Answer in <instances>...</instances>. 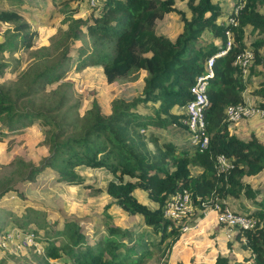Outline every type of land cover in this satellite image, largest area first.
<instances>
[{"label":"trees","instance_id":"16d2710c","mask_svg":"<svg viewBox=\"0 0 264 264\" xmlns=\"http://www.w3.org/2000/svg\"><path fill=\"white\" fill-rule=\"evenodd\" d=\"M7 1L13 6L21 3V0ZM93 1L95 3L85 17L72 13L63 17L65 27L60 33L63 47L60 55L51 66L38 71L27 88L11 93L8 87L0 85V143L38 118L48 149L38 163L24 161L18 156L8 162L16 164L9 173L0 176V198L11 192L26 200L24 191H34L38 186L39 171L47 168L56 175L54 182L103 191L109 196V202L125 212L124 226L102 214L101 224L107 233L92 239L87 225L90 217L66 213L59 203L55 207L59 217L53 221V228L45 226L47 213L28 203L23 205L22 219L14 218L15 226L33 232L35 238L38 230H42L39 237L44 243V253L39 258L41 264H53L47 259L61 255L72 264H138L143 255L151 252L150 248L136 241L128 244L124 236L129 228L126 224L139 215L154 234L153 239H145V243L162 246L159 251L163 258L161 264H169L165 261V253L181 232V223L173 222L162 213V205L170 194L185 188L194 204L209 209L214 201L223 205L229 196L253 198L261 192L263 197L258 201L259 206L250 212L257 225L237 228L235 239L242 249L249 251L246 264H264V187L257 190L245 180L264 169V142L255 136L249 139L237 137L229 131L224 118L226 106L240 102L243 90L253 83L250 76L258 73L256 66H264V55L258 51V47L264 45V0H246L236 15V25L226 23L220 16L219 3L187 0L188 15H180V31L172 37L158 31L154 20L169 11L176 12L173 0ZM2 23L5 26L0 38V76L6 67L4 56L31 47L38 36L28 20L13 7H0V26ZM246 26L262 36L251 47L253 59L243 78L233 60L246 46ZM226 29L231 31L232 45L225 53L213 57V75L207 81L206 146L199 150L189 142L187 146L185 141L177 143L169 136H160L155 130L165 131L168 125L186 130L181 122L184 113L177 109L191 97L189 86L196 75L204 71L206 58L223 47ZM203 31L214 39L206 42L201 38ZM76 40L79 41L77 69L98 67L108 84L130 73L140 72L141 76L130 85L133 95L129 98L115 95L103 110L92 98L90 115L79 132L67 133L68 121L55 111L59 107V97L35 105L27 98L31 107L23 108L17 107V102L36 86L53 80L49 75L65 63ZM254 82L257 85L254 90L256 104L264 107V76ZM62 94L65 96L64 92ZM139 103L149 107L150 111H137ZM218 153L230 158L229 167L222 172H217L215 167ZM194 166L197 170L192 173ZM81 167L100 169L111 178L104 185L86 181L76 170ZM15 174L20 175L17 180H13ZM136 190L144 191L155 206L140 201L135 195ZM200 200L205 204H200ZM50 206V209L54 207ZM2 210L9 214L7 209ZM39 215L43 216L38 218ZM26 225L29 228H24ZM49 231L56 237H50ZM229 262L227 253H217L212 264ZM175 264L182 263L177 261Z\"/></svg>","mask_w":264,"mask_h":264},{"label":"rangeland","instance_id":"374dc122","mask_svg":"<svg viewBox=\"0 0 264 264\" xmlns=\"http://www.w3.org/2000/svg\"><path fill=\"white\" fill-rule=\"evenodd\" d=\"M186 1L173 0L172 6H174L176 12L169 11L162 18L155 19L156 29L171 37L177 31H180V15H188ZM213 2L219 3V9L222 12L220 16H223V13L228 11L231 4V0H213ZM94 3L95 1L91 3V0H21L18 6H13L7 0H0L1 8L13 7L17 9L28 20L31 28L35 29L38 35L31 47L11 54L8 53L4 56L6 67L2 76H0V85L8 87L11 93L27 88L35 78L36 73L46 66H51L60 55L63 49L60 33L65 27L63 17L71 13L73 16L85 17ZM4 26L5 24L3 23L0 26V38ZM261 36L262 34L254 32L249 26H246V30H244L246 46H254L255 40ZM201 38L206 42L214 39L207 31H203ZM78 45V40L73 42L65 63L56 72L49 75L53 80L49 81V83H42L40 87L36 86L32 91L25 93L24 97H19L17 102V107L23 108V106L31 107L27 98L35 105L39 101L55 100L59 97L61 100L57 104L59 105L58 109L55 111L59 116L64 115L68 121L67 133L79 132L80 127L90 115L89 106L92 98L99 102L103 110V107L109 104L113 96L119 95L129 98L133 95L134 91L130 85L136 83L141 76L140 72L138 74L130 73L127 77L120 80L110 84L105 83L98 67L77 69L78 54L76 47ZM258 51L259 54L264 55V45L259 46ZM255 69H257L258 73H253L250 76L253 83H250L246 90L243 91L252 103H257V95L254 93L257 85H255L256 82L254 81L264 76V66L258 64ZM53 89L56 90L53 91ZM62 92L65 93V96H63ZM13 96L14 94H12ZM136 110L144 113L150 111V108L139 103L136 106ZM180 110L181 108L177 109V111ZM38 120L36 118L33 123L24 126L20 133L12 135L5 142L0 143V176L9 173L15 166V162L8 164L15 156L21 157L24 161L38 163L39 159L48 153L47 145L43 141V125ZM229 128L239 138L249 139L251 136H255L264 142V118H249L246 120L241 118L230 124ZM155 131L160 136H169L177 143L187 142L189 139L186 130L174 125H168L165 131L157 129ZM76 170L84 180L98 182L100 185H104L111 178L108 173L105 174V172L95 168L81 167ZM196 170L197 166L191 168L192 173L196 172ZM258 176L259 178H257ZM19 177L20 175L15 174L13 175V180H17ZM55 177V174L45 168L38 173L39 182L36 184L38 186H36L35 190L32 192H29V190L24 191L26 200L18 198L11 192L4 194L0 198V210L7 209L9 212V214L4 210L0 212V230H3L0 234V264H41L39 258L44 253V249L42 250V244L44 243L39 240V237L42 234V230H38L36 240L32 238L30 242H27L23 239L21 229L14 224V218L22 219L20 215L24 208L23 205L27 203L47 213V215L45 214L47 218L45 226L47 229L53 228V221L59 217L58 210H55L57 203L61 205L66 213H73L79 217H90L87 225L89 226V233H92V239L97 238L102 233H107L104 225L101 224L103 220L102 214L109 215L117 224L124 226L122 222L125 219V212L109 202V196L103 191H94L89 186L83 187L81 185H68L58 181L54 182ZM256 178L255 183L257 185L251 186H262L264 184V169L256 175ZM24 183L26 182L24 181ZM135 195L140 201L149 206H155L146 197L144 191L136 190ZM50 205H54V207L50 209ZM40 216L43 215H39L38 218ZM199 223L203 222H199V219H188L185 222L187 228L181 230V232L197 228L194 233L201 236L203 229ZM126 225L129 228H127L128 230L125 233L124 241L128 244H131L132 241L145 244L151 251L149 254L143 255L141 262L138 264H161L163 258L159 256V251L162 246L153 247L145 243V239H153L154 234L144 225L141 217L138 215L133 222H129ZM24 228L29 227L26 225ZM49 233L50 237H56L52 231H49ZM217 236L226 239V242L231 241L232 248L228 250L231 255L230 264H242L239 260L243 256L234 237L232 235H225L224 237L222 233ZM210 237L211 230H207V234H203L201 238L206 240ZM47 260L53 264H72L62 255L58 258H49ZM165 261L169 263L168 256Z\"/></svg>","mask_w":264,"mask_h":264},{"label":"built area","instance_id":"2783aa9c","mask_svg":"<svg viewBox=\"0 0 264 264\" xmlns=\"http://www.w3.org/2000/svg\"><path fill=\"white\" fill-rule=\"evenodd\" d=\"M93 0H91V3ZM246 0H231L230 7L226 13H223L225 22L231 25L237 24V17L240 8L244 5ZM225 42L223 47L209 55L204 63V71L196 75L193 83L189 86V92L191 97L181 106V111L184 113V118L181 122L186 127V131L189 135V142L191 145L196 146L201 150L208 142V134L205 129L204 109L208 104V97L206 93L207 81L213 75L212 61L213 57L225 53L232 45L231 31L226 29ZM253 59V51L251 47L245 46L238 51L233 60V64L239 67L241 75L244 77L249 71L250 63ZM242 96V100L237 103H232L226 106L224 110V118L228 125L243 118H264V107L250 102L247 97ZM230 164V158L222 153H218L215 156V167L217 172L225 171ZM200 204L204 205V200H200ZM209 209H213L216 213V220L229 227L236 228H254L257 225L256 218L252 215L235 211L228 204L224 202L223 205H219L217 201H214ZM198 213L204 212L206 209L199 208L197 204H194L190 193L185 188L177 190L170 194L164 204L162 205V213L164 217L171 219L175 223H181V230H185L187 225L185 222L189 219H197ZM23 239L30 242L32 238H35V234L28 230H22ZM36 240V238H35Z\"/></svg>","mask_w":264,"mask_h":264},{"label":"crops","instance_id":"0c3cea01","mask_svg":"<svg viewBox=\"0 0 264 264\" xmlns=\"http://www.w3.org/2000/svg\"><path fill=\"white\" fill-rule=\"evenodd\" d=\"M244 90H246V88ZM242 96L243 97L246 96L244 92H242ZM255 119H262V118H255ZM229 131L231 132V128H229ZM188 142L189 140L187 141V143ZM258 173L245 178V180L249 182L250 185H257L255 183V180L259 178V176L256 178V175ZM263 187L264 184L259 187L254 186L253 188L260 190ZM262 197L263 196L261 192H257L253 198L251 196L246 197L244 195H241L239 197L229 196L225 199V203L228 204L235 211L252 212L254 209H256L259 206L258 201ZM196 213H198V211H196L195 214ZM197 219H199V222L200 221L203 222V223H199L200 227L203 229V234L205 235L207 234V230L208 231L211 230V237L209 239L202 240L201 237L203 234L199 236L194 233L197 230V228L180 232L177 239L172 243L169 251L165 253V258L168 256L169 264H175L177 261L181 262L182 264H212L217 253H227L231 261V255L230 252L228 251L231 250L232 248L231 241L226 242V239L217 236L220 233H222L224 237L225 235L226 236L232 235V237H234L235 242L238 244V249H240V253L243 256L242 259L239 260L242 264H246L249 261L248 258L249 251L242 249L240 247L239 241L235 239V234L237 232L236 227H229L219 223L216 220V213L213 209L205 210L200 217L198 216ZM130 230L133 233V230L132 229Z\"/></svg>","mask_w":264,"mask_h":264},{"label":"clouds","instance_id":"9594fccd","mask_svg":"<svg viewBox=\"0 0 264 264\" xmlns=\"http://www.w3.org/2000/svg\"><path fill=\"white\" fill-rule=\"evenodd\" d=\"M188 133V132H187ZM189 136V135H188ZM189 140V139H188ZM190 143V142H189ZM191 145V144H190ZM207 210V209H206ZM196 211H200V210H196ZM205 211V210H204ZM200 213H203L202 211L200 212ZM246 213H248V214H250V212H246ZM199 213H197V215H198Z\"/></svg>","mask_w":264,"mask_h":264}]
</instances>
